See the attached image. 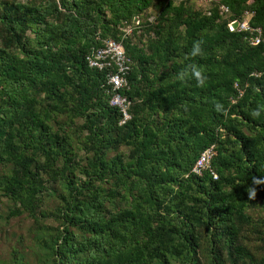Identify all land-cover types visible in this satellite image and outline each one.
Returning a JSON list of instances; mask_svg holds the SVG:
<instances>
[{"label":"trees","instance_id":"1","mask_svg":"<svg viewBox=\"0 0 264 264\" xmlns=\"http://www.w3.org/2000/svg\"><path fill=\"white\" fill-rule=\"evenodd\" d=\"M247 11L264 37V0H0V264H264V44L229 27ZM109 39L124 123L88 62Z\"/></svg>","mask_w":264,"mask_h":264},{"label":"built area","instance_id":"2","mask_svg":"<svg viewBox=\"0 0 264 264\" xmlns=\"http://www.w3.org/2000/svg\"><path fill=\"white\" fill-rule=\"evenodd\" d=\"M209 1V0H201ZM225 11H229L228 7L222 6ZM252 14V13H251ZM250 12L245 13L244 18L240 21L234 19L230 21L229 27L231 30L244 31L247 34V38L253 45L264 44V37L262 35V28L254 27L250 23ZM238 22L237 27L234 24ZM139 24V21H137ZM90 66L101 69L109 70V83L113 87L114 94L111 98V105L118 106L124 114L121 123L126 122L131 118L129 113L130 101L124 96L120 90L128 86L127 73L130 68L128 64V58L124 46L121 42L115 39H109L105 45L97 49L92 55L88 57ZM242 94V93H241ZM214 154L213 147L206 150L197 161L194 172L201 174L204 169L210 167L211 159ZM215 177H217L215 175Z\"/></svg>","mask_w":264,"mask_h":264},{"label":"water","instance_id":"3","mask_svg":"<svg viewBox=\"0 0 264 264\" xmlns=\"http://www.w3.org/2000/svg\"><path fill=\"white\" fill-rule=\"evenodd\" d=\"M237 25H238V22H236V23L234 24L235 27H237Z\"/></svg>","mask_w":264,"mask_h":264},{"label":"clouds","instance_id":"4","mask_svg":"<svg viewBox=\"0 0 264 264\" xmlns=\"http://www.w3.org/2000/svg\"><path fill=\"white\" fill-rule=\"evenodd\" d=\"M197 75H199V73H197Z\"/></svg>","mask_w":264,"mask_h":264}]
</instances>
